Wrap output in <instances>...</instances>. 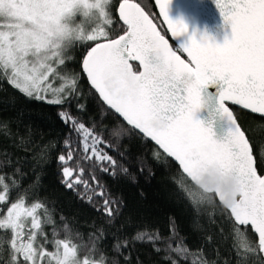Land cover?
I'll return each instance as SVG.
<instances>
[{
	"label": "snow or ice",
	"instance_id": "1",
	"mask_svg": "<svg viewBox=\"0 0 264 264\" xmlns=\"http://www.w3.org/2000/svg\"><path fill=\"white\" fill-rule=\"evenodd\" d=\"M172 3L155 0L157 15L134 0H121L117 31L109 28L112 0H0V83L58 106L65 135L74 138H65L56 154L61 183L102 218L86 234L72 233L67 225L61 234L48 206L22 183L16 149L28 152L31 142L0 120V138L9 145L0 147V264H132L127 241L120 238V201L97 173L131 176L156 162L176 168L172 183L194 212L219 211L239 248L264 256V151L254 155L231 107L264 120V0H215L231 31L222 45L205 35L174 46L189 29L170 18ZM85 42L79 72L70 71L67 49ZM130 61L138 62L136 71ZM82 78L115 117L112 138L132 135L153 146L147 164L133 169L124 159L128 154L105 135L109 130L82 119ZM217 82L222 91L209 111L228 125L223 139L198 117L212 100L205 99L206 90ZM169 224L167 237L159 228L141 227L134 239L162 253L163 264H190L188 247L170 239Z\"/></svg>",
	"mask_w": 264,
	"mask_h": 264
},
{
	"label": "trees",
	"instance_id": "2",
	"mask_svg": "<svg viewBox=\"0 0 264 264\" xmlns=\"http://www.w3.org/2000/svg\"><path fill=\"white\" fill-rule=\"evenodd\" d=\"M134 1L140 3L146 11L157 14L153 0ZM120 2L121 0H112L113 24L109 25L110 29L117 31L121 24L116 11ZM87 46L85 42L67 49L69 59L66 63L70 71L79 72L80 60ZM133 67L135 71L138 69L136 64ZM81 88L86 105L82 119L86 123L95 120L102 131L109 130L105 135L114 140L117 150L128 154L124 159L133 169L141 161L147 164L145 157L151 153L153 146L132 135L112 138L110 128L115 117L101 107L96 94L89 90V85L83 78ZM231 107L253 142L254 155L258 156V149L264 151V120ZM57 108L58 106L28 99L6 83H0V120L7 121L14 131L31 142V150L28 152L22 148L16 149L20 154L17 159L21 161L22 171L25 172L22 183L48 206L51 218L61 234L65 233L64 225H67V230L83 235L102 218L85 199L79 198L77 193L66 189L61 183V169L56 154L62 148L65 138H74L66 137L67 128L58 117ZM72 111L76 109L73 107ZM0 147H9L8 142L0 138ZM97 175L111 196L120 201V238L127 241L130 251L125 255L132 264H163L162 253L154 251L149 243L135 240L134 236L138 228L156 227L167 237L170 221L174 225L170 239L185 242L189 249L190 264H202L203 260L214 261L215 264H264V258L258 252H245L239 248V238L233 240L231 229L219 211L192 210L172 183L176 175V168L172 164L156 162L150 164L144 173L133 171L131 176L125 177L118 172L116 175L98 172ZM246 235L253 246L257 247L256 235L251 231Z\"/></svg>",
	"mask_w": 264,
	"mask_h": 264
},
{
	"label": "water",
	"instance_id": "3",
	"mask_svg": "<svg viewBox=\"0 0 264 264\" xmlns=\"http://www.w3.org/2000/svg\"><path fill=\"white\" fill-rule=\"evenodd\" d=\"M153 3L158 14L159 10L155 5V0H153ZM169 15L170 18L175 21L183 20L188 25L189 29L188 35L173 41L175 46H179V44L188 41L190 36H195L200 40L203 39L205 35L210 41L222 45L231 35L230 27L224 24L223 17L220 14L219 9L216 7L215 0H173ZM130 63L132 65H138V62L136 61H130ZM133 70L135 71L134 67ZM220 91H222L220 82H217L215 86H210L206 90L205 99L207 100L208 97L211 96L212 100L209 102V108H206L199 113L198 117L203 119L206 124H212L213 129L217 134V138L223 139L227 134L228 125L221 121L219 116L210 115L209 111V109L217 103ZM233 107L241 109L238 106ZM243 111L251 113L249 110ZM253 115L260 117L259 114ZM208 179V177H205V180ZM217 180H219L218 177Z\"/></svg>",
	"mask_w": 264,
	"mask_h": 264
},
{
	"label": "clouds",
	"instance_id": "4",
	"mask_svg": "<svg viewBox=\"0 0 264 264\" xmlns=\"http://www.w3.org/2000/svg\"><path fill=\"white\" fill-rule=\"evenodd\" d=\"M229 188H230V189H234V182H232V183L229 185Z\"/></svg>",
	"mask_w": 264,
	"mask_h": 264
}]
</instances>
